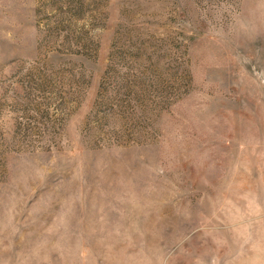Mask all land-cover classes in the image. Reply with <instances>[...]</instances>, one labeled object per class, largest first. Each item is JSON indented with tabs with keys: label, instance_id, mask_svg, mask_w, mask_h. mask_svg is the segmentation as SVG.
I'll return each mask as SVG.
<instances>
[{
	"label": "rangeland",
	"instance_id": "obj_1",
	"mask_svg": "<svg viewBox=\"0 0 264 264\" xmlns=\"http://www.w3.org/2000/svg\"><path fill=\"white\" fill-rule=\"evenodd\" d=\"M0 264H264V0H0Z\"/></svg>",
	"mask_w": 264,
	"mask_h": 264
}]
</instances>
